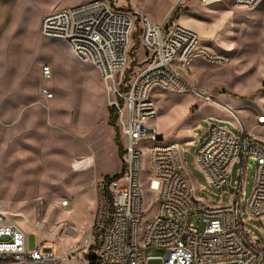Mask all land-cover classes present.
<instances>
[{
    "label": "rangeland",
    "instance_id": "obj_1",
    "mask_svg": "<svg viewBox=\"0 0 264 264\" xmlns=\"http://www.w3.org/2000/svg\"><path fill=\"white\" fill-rule=\"evenodd\" d=\"M85 1L0 0V210L24 221L29 248L38 240L59 256L90 234L96 184L119 172L123 153L115 124L108 125V92L98 70L71 56L64 41L39 34L45 15ZM109 1L131 13L136 24L128 67L117 80L129 79L144 66L136 40L139 14L160 22L171 13L172 22L192 30L201 45L226 57L221 64L197 61L189 67V79L213 103L192 94L163 92L154 99L157 116L149 123L163 142L179 145L197 198L210 206L227 205L225 191H208L194 153L212 124L235 136L244 131L264 144V123L256 122L258 115L264 116V0L254 9L236 7L234 0L208 6L201 0H181L177 5L175 0ZM43 66L51 69L48 80L42 79ZM108 85L113 99L112 81ZM44 88L51 97L42 93ZM238 169L236 160L231 184ZM254 169L247 160L245 200ZM149 179L145 151L140 181L145 203L152 198ZM64 199L69 201L66 207L60 205ZM243 222L249 237L264 248V217L254 221L244 211ZM96 247L95 239L81 256L87 261ZM144 254L152 257L162 251L147 249ZM62 264L82 260L74 257Z\"/></svg>",
    "mask_w": 264,
    "mask_h": 264
},
{
    "label": "built area",
    "instance_id": "obj_2",
    "mask_svg": "<svg viewBox=\"0 0 264 264\" xmlns=\"http://www.w3.org/2000/svg\"><path fill=\"white\" fill-rule=\"evenodd\" d=\"M220 1L201 0L207 6ZM261 1L234 0V5L254 9ZM120 8L109 0L63 8L41 19L39 34L64 41L75 59L95 66L103 78L123 147L121 168L97 182L90 234L62 256L38 240L29 248L24 221L0 210V264H62L74 257L87 264L81 252L95 239L96 264H264V248L249 237L243 222L244 211L254 221L264 217V144L244 131L235 136L217 124L205 130L194 164L206 179L208 191L220 195L225 191L228 201L210 206L197 198L179 145L163 142L149 123L157 116L154 99L163 92L192 94L213 103L189 79V67L197 61L221 64L226 57L201 45L192 30L172 22L171 13L160 22L139 14L136 40L144 66L129 79L117 80L130 61L135 24L133 15ZM41 75L43 80L50 79V67L43 66ZM108 81L113 83V99ZM42 93L51 97L45 88ZM263 119L258 115L256 122L263 124ZM145 151L147 188L152 194L149 203L143 200L140 185ZM236 160L238 177L231 184L230 169ZM247 160L255 169L245 200ZM68 203L64 199L60 205ZM147 249L162 254L145 256Z\"/></svg>",
    "mask_w": 264,
    "mask_h": 264
},
{
    "label": "trees",
    "instance_id": "obj_3",
    "mask_svg": "<svg viewBox=\"0 0 264 264\" xmlns=\"http://www.w3.org/2000/svg\"><path fill=\"white\" fill-rule=\"evenodd\" d=\"M127 77V73H126ZM109 118H108V125L114 127L115 124V110L112 107L108 108ZM115 141L117 138L115 137ZM106 178V177H105ZM87 264H96L95 255L93 254V248L90 249V253L88 255Z\"/></svg>",
    "mask_w": 264,
    "mask_h": 264
},
{
    "label": "bare ground",
    "instance_id": "obj_4",
    "mask_svg": "<svg viewBox=\"0 0 264 264\" xmlns=\"http://www.w3.org/2000/svg\"><path fill=\"white\" fill-rule=\"evenodd\" d=\"M262 121L264 122V119H263ZM87 237H88V235L84 234V235L82 236V239H81V240H84V239L87 238Z\"/></svg>",
    "mask_w": 264,
    "mask_h": 264
},
{
    "label": "crops",
    "instance_id": "obj_5",
    "mask_svg": "<svg viewBox=\"0 0 264 264\" xmlns=\"http://www.w3.org/2000/svg\"><path fill=\"white\" fill-rule=\"evenodd\" d=\"M69 52V51H68ZM69 54L71 55V53L69 52ZM72 56V55H71Z\"/></svg>",
    "mask_w": 264,
    "mask_h": 264
},
{
    "label": "water",
    "instance_id": "obj_6",
    "mask_svg": "<svg viewBox=\"0 0 264 264\" xmlns=\"http://www.w3.org/2000/svg\"><path fill=\"white\" fill-rule=\"evenodd\" d=\"M159 138H161V137L159 136Z\"/></svg>",
    "mask_w": 264,
    "mask_h": 264
}]
</instances>
